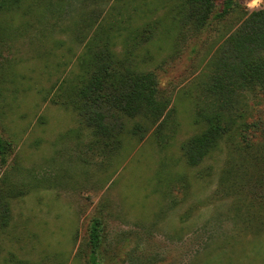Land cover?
Here are the masks:
<instances>
[{
    "label": "rangeland",
    "instance_id": "374dc122",
    "mask_svg": "<svg viewBox=\"0 0 264 264\" xmlns=\"http://www.w3.org/2000/svg\"><path fill=\"white\" fill-rule=\"evenodd\" d=\"M235 2L201 29L175 18L177 0H21L0 12V131L12 142L0 177L50 184L12 200L0 264H92L94 217L106 264H264V93L238 95L244 117L200 165L181 149L205 126L196 111L210 103V59L264 6ZM94 34H111L118 56L155 72L170 103L160 130L140 140L130 132L137 120L125 119L122 145L102 152L75 110L55 101Z\"/></svg>",
    "mask_w": 264,
    "mask_h": 264
},
{
    "label": "trees",
    "instance_id": "16d2710c",
    "mask_svg": "<svg viewBox=\"0 0 264 264\" xmlns=\"http://www.w3.org/2000/svg\"><path fill=\"white\" fill-rule=\"evenodd\" d=\"M177 1L175 18L183 26L194 29L205 27L212 16L225 17L236 4L235 0ZM20 2L0 0V12L13 9ZM113 46L111 34L105 38L94 34L78 57L79 73L74 80L61 81L55 96L56 102L75 110L81 123L91 130L97 148L107 151L122 145L127 130L125 119L137 120L130 132L141 140L152 126L160 130L170 104L168 99L159 96L156 73L144 70L135 59L118 56ZM208 66L206 91L210 103L198 104L196 111V121L205 126L181 144L189 166L200 165L244 117L235 106L239 94L253 87L264 93V6L245 13L240 24L215 51ZM159 138L162 139L160 134ZM160 145H165L164 141ZM11 146L12 142L0 131L2 165L8 160ZM262 174L264 179V155ZM12 175L7 171L0 177V228L11 223L13 199L50 186L43 178L33 175L26 182L17 181ZM102 232L101 219L94 217L88 239L92 264H106L101 250Z\"/></svg>",
    "mask_w": 264,
    "mask_h": 264
}]
</instances>
